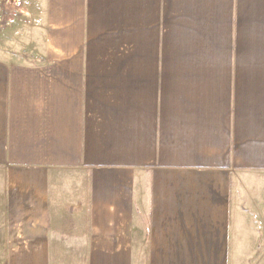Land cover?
<instances>
[{
  "label": "crops",
  "instance_id": "0c3cea01",
  "mask_svg": "<svg viewBox=\"0 0 264 264\" xmlns=\"http://www.w3.org/2000/svg\"><path fill=\"white\" fill-rule=\"evenodd\" d=\"M23 2L0 264H264V0Z\"/></svg>",
  "mask_w": 264,
  "mask_h": 264
},
{
  "label": "rangeland",
  "instance_id": "374dc122",
  "mask_svg": "<svg viewBox=\"0 0 264 264\" xmlns=\"http://www.w3.org/2000/svg\"><path fill=\"white\" fill-rule=\"evenodd\" d=\"M23 5H25L23 0H0V29L10 25L11 14L21 9ZM16 43L12 42V47ZM142 264H145V258H143Z\"/></svg>",
  "mask_w": 264,
  "mask_h": 264
}]
</instances>
